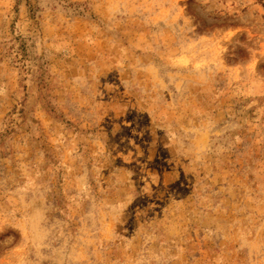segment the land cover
Segmentation results:
<instances>
[{"label":"rangeland","instance_id":"obj_1","mask_svg":"<svg viewBox=\"0 0 264 264\" xmlns=\"http://www.w3.org/2000/svg\"><path fill=\"white\" fill-rule=\"evenodd\" d=\"M0 264H264V0H0Z\"/></svg>","mask_w":264,"mask_h":264}]
</instances>
